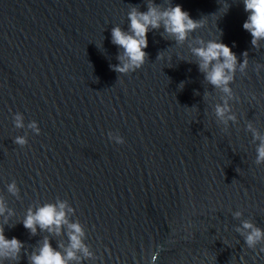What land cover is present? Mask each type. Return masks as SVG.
<instances>
[{"label": "water", "instance_id": "1", "mask_svg": "<svg viewBox=\"0 0 264 264\" xmlns=\"http://www.w3.org/2000/svg\"><path fill=\"white\" fill-rule=\"evenodd\" d=\"M156 2L207 22L180 45L149 31L144 65L120 75L111 29L127 30L131 6L146 11V0H0V224L24 245L0 264H29L46 237L64 251L66 225L33 235L22 223L57 201L90 253L68 264H264V245L250 249L236 231L244 220L264 229V163L247 127L264 135V40L251 45L243 0ZM199 38L220 39L241 62L248 53L228 98L235 121L215 114L226 96L191 53Z\"/></svg>", "mask_w": 264, "mask_h": 264}, {"label": "clouds", "instance_id": "2", "mask_svg": "<svg viewBox=\"0 0 264 264\" xmlns=\"http://www.w3.org/2000/svg\"><path fill=\"white\" fill-rule=\"evenodd\" d=\"M243 5L245 12L248 13L243 28L251 34V45L258 49L260 48V41L264 40V0H243ZM146 8V11H141L140 7L132 5L127 13L129 20L127 30L120 25H115L111 29L112 43L119 46L122 51L116 57L119 63L111 64L110 68L120 75L135 72L144 65L148 57L144 49L148 46L147 33L149 31L163 29L161 35L165 39L170 38L180 45L188 40L191 33L203 27L207 22V16L193 19L180 4L168 3L167 6H164V4L157 3L156 0H146ZM191 53L197 58L196 62L200 72L204 75V80L226 96L222 103L215 106L217 118L225 124L229 120L235 121L236 116L231 114L228 98L233 97L231 84L235 79L236 72L245 73L248 67L247 51L243 53L244 59L241 62L229 45L220 39L204 41L203 38H199L197 46L191 47ZM163 55V51H161L157 58L163 59ZM257 73H259L258 69ZM179 87H183V82L180 83ZM13 119L16 128L25 127L22 113H15ZM247 127L252 131L253 139L259 141L255 158V163L259 165L264 163V135L253 129L251 123ZM28 128L37 134L40 132L35 120L28 123ZM109 139L114 140L117 144L125 142L122 136L113 137L111 133ZM14 143L24 146L28 141L25 136L19 135L15 137ZM8 191L14 195L18 193L15 182L8 185ZM66 209L67 211L72 210L66 201H57L55 204L46 203L35 210L28 209L22 223L33 235L37 231V226L41 230L56 234H60L65 225L69 229V244L63 252L53 248L50 240L46 237L38 251H33L29 255V264H68L69 261L77 259V253H83L84 256L90 255L87 246L83 244L81 239L84 233L80 224L69 222ZM5 211L3 199L0 198V215H4ZM234 215L239 217L241 213L236 212ZM236 231L244 237L248 248L256 249L258 244L264 245V229L251 221L244 220L242 226L238 227ZM23 247V242L18 238H7L4 234V226L0 224V261L18 259ZM59 247L64 246L60 245ZM260 251H264V246L260 248Z\"/></svg>", "mask_w": 264, "mask_h": 264}]
</instances>
